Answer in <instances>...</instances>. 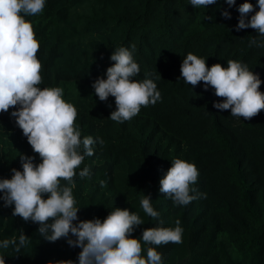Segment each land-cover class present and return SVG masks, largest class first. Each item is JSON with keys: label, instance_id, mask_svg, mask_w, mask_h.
I'll use <instances>...</instances> for the list:
<instances>
[{"label": "trees", "instance_id": "1", "mask_svg": "<svg viewBox=\"0 0 264 264\" xmlns=\"http://www.w3.org/2000/svg\"><path fill=\"white\" fill-rule=\"evenodd\" d=\"M245 2L258 11L257 0H235L232 7L217 0L206 8L193 7L190 0H45L42 13L25 16L39 42V87L62 88L63 99L77 110L81 139L104 141L93 145V156L76 170L73 196L80 210L74 224L103 222L115 208L127 209L143 221L130 237L140 239L143 230L158 226L140 205L150 196L163 220L159 226L174 228L180 221L187 250L181 256L179 244L155 246L141 239L143 256L155 247L162 264H264V110L249 120L218 110L213 104L223 100L214 89L205 91L203 82L193 88L180 75L188 53L205 59L208 67L237 60L259 75L264 93V46H257L264 37L251 28L235 30ZM223 11L231 19H224ZM119 47L133 51L140 67L133 79H153L161 94L155 105L141 107L123 123L109 118L116 110L114 97L102 102L91 86L97 77L106 78L114 63L110 56ZM14 110L0 113V179H10L11 169L22 171L20 155L41 162L11 117ZM176 158L196 166L199 176L192 187L206 198L182 206L159 192V181ZM84 167L90 168V178L79 177ZM13 209L0 199V241L18 242L21 231L30 239L18 253L13 245L0 248L5 264H78L80 248L65 238L47 241L38 224L13 216Z\"/></svg>", "mask_w": 264, "mask_h": 264}, {"label": "clouds", "instance_id": "2", "mask_svg": "<svg viewBox=\"0 0 264 264\" xmlns=\"http://www.w3.org/2000/svg\"><path fill=\"white\" fill-rule=\"evenodd\" d=\"M216 2L190 0V4L197 8H206ZM225 3L232 7L235 0H225ZM44 6L45 0H0V113L16 109L10 115L41 160L34 164L33 157L20 155L22 171L11 169L10 179H0V193H3L0 199L4 207L14 205L13 216L38 224L39 233L47 241L65 238L70 247L80 248L78 264H162V253L155 247L147 248L146 257L142 255L141 239L144 244L155 246L169 242L179 244L182 243L183 228L179 220L174 228L159 226L163 225V220L152 206L150 196L144 195L140 205L147 216L158 222V226L143 230L140 239L130 237L143 221L127 209L115 208L103 222L93 219L73 223L78 221L80 210L73 196L76 170L86 156H93V145L99 143L102 146L104 141L100 138L94 140L92 136L81 139V131L75 124L77 110L63 99L62 88L39 87L42 83V64L37 58L39 42L25 16L39 15ZM256 8L258 11L248 2L239 6L236 31L251 28L264 37V0H257ZM250 13L254 14L248 18ZM221 15L224 19H231L228 11ZM252 43L257 44L255 38ZM110 60L114 63L106 69V78L97 77L91 86L102 102L109 96L114 97L116 110L109 118L123 123L137 116L141 107L155 105L161 94L153 79H133L140 72L133 51L119 47L111 54ZM180 75L193 88L203 82L205 91L209 87L214 89L215 96L223 100L213 104L218 110H230L231 115L245 120L264 110L259 75L237 60L229 59L227 67L219 63L208 67L205 59L188 53L181 63ZM78 175L90 178L91 170L84 167ZM198 176L199 171L193 163L176 158L160 179L159 192L182 206L206 198L205 193H198L192 187ZM61 180L66 184L62 185ZM104 183L101 181L102 186ZM70 234L75 240L68 238ZM29 239L21 231L18 242L15 238L5 239L0 241V248L13 245L18 253L28 245ZM0 264H5L3 256H0ZM57 264L73 262L61 260Z\"/></svg>", "mask_w": 264, "mask_h": 264}, {"label": "rangeland", "instance_id": "3", "mask_svg": "<svg viewBox=\"0 0 264 264\" xmlns=\"http://www.w3.org/2000/svg\"><path fill=\"white\" fill-rule=\"evenodd\" d=\"M180 255H184L187 250V236L182 235V243H179Z\"/></svg>", "mask_w": 264, "mask_h": 264}]
</instances>
